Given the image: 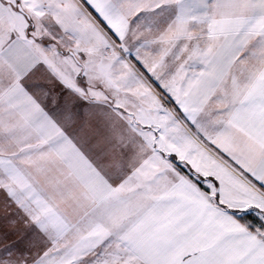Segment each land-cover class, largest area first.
Returning a JSON list of instances; mask_svg holds the SVG:
<instances>
[{
	"label": "snow or ice",
	"instance_id": "1",
	"mask_svg": "<svg viewBox=\"0 0 264 264\" xmlns=\"http://www.w3.org/2000/svg\"><path fill=\"white\" fill-rule=\"evenodd\" d=\"M0 264H264V0H0Z\"/></svg>",
	"mask_w": 264,
	"mask_h": 264
}]
</instances>
